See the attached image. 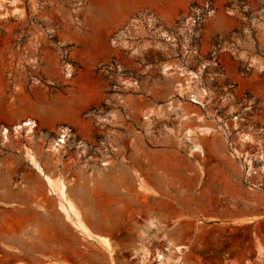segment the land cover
I'll use <instances>...</instances> for the list:
<instances>
[{
    "label": "rangeland",
    "instance_id": "rangeland-1",
    "mask_svg": "<svg viewBox=\"0 0 264 264\" xmlns=\"http://www.w3.org/2000/svg\"><path fill=\"white\" fill-rule=\"evenodd\" d=\"M0 7V264H264V0Z\"/></svg>",
    "mask_w": 264,
    "mask_h": 264
},
{
    "label": "bare ground",
    "instance_id": "bare-ground-1",
    "mask_svg": "<svg viewBox=\"0 0 264 264\" xmlns=\"http://www.w3.org/2000/svg\"><path fill=\"white\" fill-rule=\"evenodd\" d=\"M36 127H37V124L35 122L29 121L25 125L21 124V125L15 126V128H13V130L15 131V133H14L15 135L19 136L22 132H26V134H27L26 136H30V135L35 133ZM187 134H189V131H187ZM3 136H4L3 140H6V141L9 140L6 130L4 131ZM62 139H63L62 143H60V141H56L55 144H53L54 146L51 147L55 153L59 152L60 148H62V144L66 143V139L65 138H62ZM25 157L27 158L26 160L32 166H34L35 170H37L40 174H43V169H42L41 165L39 164L37 158L28 148L25 149ZM43 176H44V181L46 182L47 187L49 188V191L53 195L58 196V198H59V210L64 215L66 221L70 222L82 234H85L88 237L99 241L103 246L110 249V245H109L107 238L94 235L90 231V229L85 225V223L82 221L79 209L75 206V204L72 202V200H70L68 198L67 186L61 180V178L60 179L59 178H52V177L45 175V174H43ZM178 250H179V248H177V251ZM142 255H143V257L146 256L145 253ZM157 260L159 262H163L166 260V258H165V256L159 254L157 256Z\"/></svg>",
    "mask_w": 264,
    "mask_h": 264
},
{
    "label": "crops",
    "instance_id": "crops-1",
    "mask_svg": "<svg viewBox=\"0 0 264 264\" xmlns=\"http://www.w3.org/2000/svg\"><path fill=\"white\" fill-rule=\"evenodd\" d=\"M59 173L64 177L65 175V171L63 170V168H61V169H59ZM45 174H48V175H50L51 174V172H45ZM81 219H82V221H83V217L81 216ZM84 222V221H83ZM86 225V224H85Z\"/></svg>",
    "mask_w": 264,
    "mask_h": 264
},
{
    "label": "built area",
    "instance_id": "built-area-1",
    "mask_svg": "<svg viewBox=\"0 0 264 264\" xmlns=\"http://www.w3.org/2000/svg\"><path fill=\"white\" fill-rule=\"evenodd\" d=\"M63 139L61 138L59 141H60V143H62L63 141H62Z\"/></svg>",
    "mask_w": 264,
    "mask_h": 264
}]
</instances>
